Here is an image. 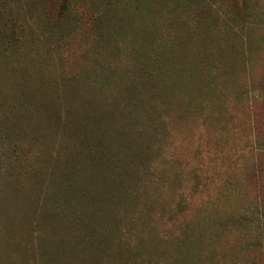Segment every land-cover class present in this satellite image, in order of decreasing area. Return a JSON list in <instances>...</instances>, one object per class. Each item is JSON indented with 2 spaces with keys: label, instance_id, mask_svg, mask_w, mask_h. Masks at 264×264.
Returning a JSON list of instances; mask_svg holds the SVG:
<instances>
[{
  "label": "rangeland",
  "instance_id": "rangeland-1",
  "mask_svg": "<svg viewBox=\"0 0 264 264\" xmlns=\"http://www.w3.org/2000/svg\"><path fill=\"white\" fill-rule=\"evenodd\" d=\"M57 1L0 0V133L8 137L0 141V264H264L256 250L264 244V0H246L244 21L232 0H68L59 24ZM191 2L199 17L184 20ZM209 6L212 18L199 10ZM198 21L199 57H189L197 44L182 35ZM137 37L152 57L122 54ZM166 56L177 70L198 60L199 80L218 78L208 91L199 88V126L194 101L178 102L185 98L180 71L164 90L153 89L156 62ZM123 70L142 77L136 96L158 110L147 129L151 140L167 129L171 151L199 160V205L175 224L159 207L173 195V172L162 173L167 185L158 183L157 204L144 181L141 199L109 203L114 218L104 217L111 194L101 179L129 188L124 194L140 189L119 183L112 170L137 166L138 158L124 155L127 136L137 140L135 128L116 107L108 126L111 112L103 107L121 103Z\"/></svg>",
  "mask_w": 264,
  "mask_h": 264
},
{
  "label": "trees",
  "instance_id": "trees-1",
  "mask_svg": "<svg viewBox=\"0 0 264 264\" xmlns=\"http://www.w3.org/2000/svg\"><path fill=\"white\" fill-rule=\"evenodd\" d=\"M46 0H42V5L45 3ZM204 1V0H203ZM202 1V2H203ZM233 1V8L231 7L232 12L234 15H236L241 21H244V19L247 16L246 13V0H232ZM227 5H229L227 3ZM230 6V5H229ZM202 7V3H201ZM199 7V10H202V13L206 14L209 18H212L214 16V13L211 11V7L209 6L208 10L207 9H202ZM198 10V9H197ZM195 6L192 4V2L187 6V8L182 10V18L184 20L188 19L190 16L193 18H198L199 14L195 13ZM68 13V0H58L57 1V7L55 9V19L54 21L59 24L67 15ZM2 13L0 11V20H2L1 17ZM94 23L98 24V29L96 34L100 38L106 37L104 32L101 30L102 28V23L100 19L98 20L97 18L93 20ZM187 22V21H185ZM55 23V24H56ZM2 23L0 22V25ZM54 24V25H55ZM194 26H189L188 30H185V33L182 35L184 39H186L189 44H197V49L189 54V57H199V21L194 22ZM189 25V23H188ZM1 29V28H0ZM1 32V31H0ZM136 37L134 34L133 39ZM138 38V37H137ZM140 39V43L137 45L131 44L130 48L128 50H125L122 52L128 53V54H134L135 57H137V60H143L144 58H148L151 56V53L147 50V48H144L142 46V43L144 40ZM14 43L13 41H11ZM9 44V43H8ZM210 49V48H208ZM197 53V54H196ZM209 53V51H208ZM120 54V55H122ZM170 54V51H168V56ZM196 54V56H194ZM168 56L163 58L161 61L156 62L155 68L156 70L159 71L158 77L156 78V75H154L155 79V86L154 90L156 89L157 91L155 93H158L162 90L165 89L167 86L168 81L171 78V75L175 73V71H180V75L182 77V82L180 84V93L185 96V98L182 99V101H178L176 95L174 94V91L172 89L171 93V99L172 101H178L181 103H190V101H194L195 109L191 112V115L194 117V119L197 121L198 126H199V92L202 90L203 92L208 91L210 88L214 87L215 85L217 86L218 81H216L218 78L215 76V74L211 75L210 77H206L205 80H199V67L198 66H193L198 60H193L191 67H181L178 70L175 69V63L173 62L172 59H168ZM170 56L173 58L172 53ZM152 57V56H151ZM152 59V58H151ZM200 65V64H199ZM208 72L215 73V67L214 64L210 65L208 64ZM150 69H143L144 73L147 74V77H151L152 72H148ZM144 73H141L142 75ZM122 76L126 78V82L123 87H125V92H123V99H121V103H117L112 101L111 103L103 105L108 109V112H111V117H109V122L108 126H111L113 124L110 123L114 119V114L112 112L118 111L116 108H119L118 116H123V118L127 121L129 120V124L133 125L137 134V140L133 139L132 136H127L128 141L126 142V151L124 152V155L128 159L138 158L139 162L137 163V166H132V168L129 170V172L124 173L123 170L120 169L119 165L113 166L112 170L116 173L115 177L119 183L122 181H128L134 184H138L140 186V189H134L131 190L130 194H124L122 192V184L119 186H115L117 189H113V182H105V179H101V184L105 188L107 192L111 194V198L108 201V203L105 204V209L102 210L105 212L104 217L107 218L110 223L112 219L114 218L115 214V207L109 203H114V205H121L123 204L126 205L128 201L132 200L133 198L136 200L141 199L142 197V192L144 189L141 187L142 183L144 181H147V183H144L145 189L150 190L154 193V197L149 198V201L151 204L156 203L157 201L155 200V197L159 193L161 186L158 183H161V185H167V182H162L161 176L162 173H167V172H173L174 173V191L172 197L166 201V203H162V206L159 207L164 213H167L166 216H168V221L171 222L173 221L176 217L179 218H185V213L187 210L191 209L194 206L199 205V160L196 159V162L190 161L189 159L187 160L183 155L177 154L173 151H171V141L170 139L172 138L169 131L167 129H161L159 130V136L158 138L154 137V139L151 140L152 136L150 132H148V127L155 122V116L158 113V110L154 111L152 107L150 106L149 100L146 99L145 96L137 97L136 92L139 88V85L141 83L142 77H139L130 74V76L127 74L125 70L122 71ZM104 78L108 77V74L103 75ZM111 77L109 78V80ZM114 79L118 82L119 77L118 75L114 76ZM123 81V80H122ZM200 81V82H199ZM203 81V82H202ZM202 82V83H201ZM199 88L201 90H199ZM219 93V91L217 92ZM141 100L144 105V110L141 112H138V109L135 111V106L138 105L137 101ZM205 101H208L205 99ZM1 104V103H0ZM122 105V106H121ZM18 106V105H14ZM101 106V105H100ZM116 107V108H114ZM143 107V106H142ZM149 109L153 112V118L151 119V116L147 114V112H150ZM147 111V112H146ZM104 112L101 113V116L103 115ZM97 120V119H96ZM194 120V121H195ZM128 122V121H127ZM94 124L95 122H91ZM156 123V122H155ZM107 124V123H106ZM137 126H136V125ZM3 127V124H0V132L1 128ZM128 132L132 134V132L128 129ZM123 134V131H122ZM156 136V135H155ZM8 139L6 133L2 131L0 133V141ZM127 144H132V146H128ZM157 148L159 150L158 155H149V149ZM198 151H195V154L197 157H199V149ZM109 152V150H107ZM82 155V153L75 157L79 158ZM91 157H85L84 159V164H86L87 167L91 166L93 163V154H90ZM111 156H115L114 154H111L107 157V160H113L111 159ZM83 161V158L79 159ZM176 162L178 165L175 170H171V162ZM119 161H116L118 164ZM194 164V165H193ZM96 178V177H95ZM196 179L195 182L192 181V179ZM90 179V178H88ZM105 182V183H104ZM126 191L129 190V188L125 187ZM124 188V189H125ZM122 189V190H121ZM145 193V192H144ZM141 195V196H140ZM94 196V195H92ZM131 197V198H129ZM92 201H95L92 197ZM101 200L95 201L99 202ZM113 207V208H112ZM102 212V211H101ZM261 212L264 215V206L261 207ZM191 215V214H190ZM189 215V216H190ZM165 216V217H166ZM197 220V219H196ZM193 221V219H192ZM190 221L187 222L189 224ZM175 224V222L173 221ZM92 233L93 235L96 234V230H98L97 227H92ZM189 231H186L185 234H188ZM148 234H155L152 230L148 231ZM257 251H263L264 252V244H260L256 248Z\"/></svg>",
  "mask_w": 264,
  "mask_h": 264
}]
</instances>
